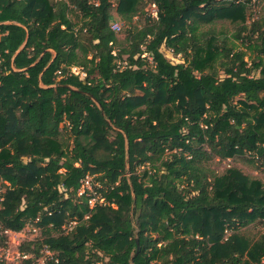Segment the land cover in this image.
Here are the masks:
<instances>
[{
  "label": "trees",
  "instance_id": "1",
  "mask_svg": "<svg viewBox=\"0 0 264 264\" xmlns=\"http://www.w3.org/2000/svg\"><path fill=\"white\" fill-rule=\"evenodd\" d=\"M253 2L0 0V229L39 219L42 238L20 249L28 264L44 246L58 260L48 264H264V231L241 232L264 223V183L208 166L264 168V17L247 26ZM219 21L237 28L250 65ZM88 176L104 199L95 208L79 195Z\"/></svg>",
  "mask_w": 264,
  "mask_h": 264
},
{
  "label": "rangeland",
  "instance_id": "2",
  "mask_svg": "<svg viewBox=\"0 0 264 264\" xmlns=\"http://www.w3.org/2000/svg\"><path fill=\"white\" fill-rule=\"evenodd\" d=\"M99 0H91L92 3H98ZM118 0H112V3L114 7H116ZM145 11L147 12V16L151 15L152 17L156 16V8L149 4ZM114 16V22L118 23L121 26V29L119 31H116L118 33V36L120 40H123L124 38V29L123 24L116 15V12L114 10L113 12ZM73 20L75 22H79V18L72 16ZM264 17V0H254L252 8L248 11V19H247V26H251L253 22L261 19ZM135 22H138L137 25L143 26V19L135 18ZM216 25L214 28L218 31L220 35H227L230 38V41H234L235 39L233 36L237 32V28L230 24L228 21H219L215 23ZM234 45L236 46L237 50H241L246 52L245 60L250 63L255 59L256 55L253 54L251 51H249L245 46L242 45L241 41H234ZM162 52L166 55V57L174 64L182 63L181 56H175L171 50L167 49L165 46L162 47ZM76 70V69H74ZM238 101V99H236ZM209 168L214 171L215 173L218 172L219 174L223 173L228 168H236L241 170L246 176H250L252 178L260 179L264 183V168L262 169H256L250 164L245 163L242 159H228L221 161L219 159H214L209 162L208 164ZM140 173L143 174V172L151 170V167L145 166V167H139L138 169ZM129 176V175H128ZM93 181L95 180L94 177H91ZM96 182V181H94ZM97 183V182H96ZM6 190L5 184H3L0 181V194L2 195ZM1 209V206H0ZM37 228V232L32 231L31 224L27 225V227L18 235H12L9 237V240L7 239V245L4 243L0 245V257L7 256L6 263L5 264H21V261L18 258V252L20 251L22 245L24 243H27L36 239H41L43 235V229L41 227L35 226ZM264 231V223H255L248 228L242 229V233L247 235L248 237H251L253 239H257ZM229 234V233H228ZM45 247L41 251V255L38 259H33V263L31 264H48L50 257L47 256ZM19 250V251H18ZM7 254V255H6ZM33 257V255H32ZM31 257V258H32Z\"/></svg>",
  "mask_w": 264,
  "mask_h": 264
},
{
  "label": "built area",
  "instance_id": "3",
  "mask_svg": "<svg viewBox=\"0 0 264 264\" xmlns=\"http://www.w3.org/2000/svg\"><path fill=\"white\" fill-rule=\"evenodd\" d=\"M112 29L116 32L121 29V26L118 23L112 24ZM99 187L97 183L93 181V179L88 176L82 181V188L79 192V195L87 194L89 196V205L91 208H95L98 204L102 205L104 204V199L101 198V196L98 194L96 189L94 187ZM3 201V197L0 194V203ZM88 218V217H86ZM39 219L35 220L34 223H31L32 231L37 232V228L35 226H38ZM77 224V222H70L68 225L63 226V230H65V233H69L72 231L73 227ZM39 227V226H38ZM21 233V232H20ZM20 233H15L10 230H2L0 229V245L3 243L7 245V239L9 240V237L12 235H18ZM30 241V240H29ZM19 251V250H18ZM45 251L48 257H50V260H54L55 263H58L57 259H54V253L49 250V248L45 247ZM7 255V254H6ZM32 255L28 254L26 252H18V258L21 261V264H28V262L32 259ZM7 256L0 257V264L6 263Z\"/></svg>",
  "mask_w": 264,
  "mask_h": 264
},
{
  "label": "water",
  "instance_id": "4",
  "mask_svg": "<svg viewBox=\"0 0 264 264\" xmlns=\"http://www.w3.org/2000/svg\"><path fill=\"white\" fill-rule=\"evenodd\" d=\"M136 242H137V251L139 250V240H138V238L136 239ZM132 262H133V260H132Z\"/></svg>",
  "mask_w": 264,
  "mask_h": 264
}]
</instances>
